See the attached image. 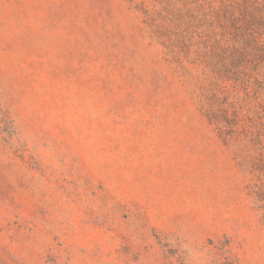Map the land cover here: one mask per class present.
<instances>
[{
	"label": "rangeland",
	"instance_id": "374dc122",
	"mask_svg": "<svg viewBox=\"0 0 264 264\" xmlns=\"http://www.w3.org/2000/svg\"><path fill=\"white\" fill-rule=\"evenodd\" d=\"M223 1L0 0V264H264V58Z\"/></svg>",
	"mask_w": 264,
	"mask_h": 264
},
{
	"label": "trees",
	"instance_id": "16d2710c",
	"mask_svg": "<svg viewBox=\"0 0 264 264\" xmlns=\"http://www.w3.org/2000/svg\"><path fill=\"white\" fill-rule=\"evenodd\" d=\"M259 9L260 7L250 0H224L220 7L209 12L205 11L202 21L210 23L211 26L216 25L215 29L224 33L222 35L221 32L218 42L231 51L237 50L236 52H238L239 47L234 37L244 30L245 35L251 37V41L248 42L252 43L255 57L264 58V43L255 41L257 35L260 34L253 30L255 26L264 20V14ZM198 14H200V11H198ZM226 34L230 35L227 41L223 38Z\"/></svg>",
	"mask_w": 264,
	"mask_h": 264
}]
</instances>
